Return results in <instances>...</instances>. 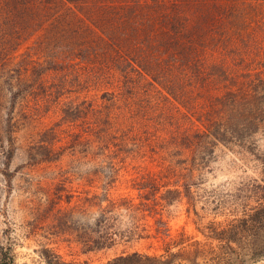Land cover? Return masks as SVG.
I'll use <instances>...</instances> for the list:
<instances>
[{
    "label": "rangeland",
    "instance_id": "rangeland-1",
    "mask_svg": "<svg viewBox=\"0 0 264 264\" xmlns=\"http://www.w3.org/2000/svg\"><path fill=\"white\" fill-rule=\"evenodd\" d=\"M128 64L145 76L133 75L136 90L121 72ZM227 87L255 109L257 130L199 142L195 179L141 206L151 213L136 224L149 238L88 252L66 241L91 221L56 215L48 195L64 177L29 164L30 146L56 140L52 128L65 129L54 153L73 151L61 108L83 130L91 97L110 105L121 96V108L141 99L144 120L177 130ZM84 170L64 165L67 190L84 195ZM127 170L113 192L139 204L137 170ZM134 223L122 220L120 233ZM123 251L164 264H264V0H0V264H115Z\"/></svg>",
    "mask_w": 264,
    "mask_h": 264
},
{
    "label": "trees",
    "instance_id": "trees-1",
    "mask_svg": "<svg viewBox=\"0 0 264 264\" xmlns=\"http://www.w3.org/2000/svg\"><path fill=\"white\" fill-rule=\"evenodd\" d=\"M125 69L121 71L124 72L125 82H130L136 90L142 82L136 81L139 79H135L133 75L143 79L144 73L129 64ZM147 83L149 82L143 84ZM236 94L227 87L224 93L212 97L202 108L197 123L192 115L190 117L185 114L187 122L183 127L176 126L177 130L144 120L148 107L141 99L136 101L139 108H136L135 102L132 103L133 98L129 97L124 99V107L121 108V96L116 97L110 105L99 104L98 100L91 97L88 106L90 114L88 122L82 123L83 130L76 129L78 124H73L74 121L67 118L69 110L61 108L62 123L69 122L68 127L75 130L70 135V141L74 143L71 146L73 151L70 154L54 153V146L64 141L65 136L62 134L65 129L52 128L57 136L56 140L30 146V159L34 160L29 164L57 166L64 177L59 179L61 185L57 190L48 195L57 207L56 215H63L65 220L67 215L84 212L91 221L87 224L85 234H70L66 241L69 244L75 243L88 252L149 238L147 226L144 225L140 230V225L136 224L151 213L143 207L147 206L148 201L167 199L166 194L159 193L170 183L176 185L181 180L195 179L194 172L199 168L194 158L199 153V142L212 137L210 140L214 144H227L228 141L243 138L257 130L259 123L255 118V109L251 105L241 104L236 99ZM132 95L131 97H136L135 93ZM173 150L174 155L178 156L177 160L167 157L171 155L169 151ZM189 157L193 160L189 161ZM147 163L155 164L157 168L148 170L143 175L145 172L140 168ZM66 164L70 168L75 165L76 168L79 165L86 166V170L77 175L78 181L87 186L84 195L78 190L66 189L67 171L63 172ZM131 165L134 171L137 170L132 188L138 191V198L142 199L139 204H136L133 196L113 192L125 173H129L127 169ZM125 218L135 221L126 234L120 233V225ZM112 261L115 264H164L158 256L138 251H123Z\"/></svg>",
    "mask_w": 264,
    "mask_h": 264
}]
</instances>
